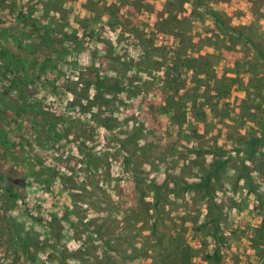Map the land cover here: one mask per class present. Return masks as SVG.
Wrapping results in <instances>:
<instances>
[{"label": "rangeland", "instance_id": "374dc122", "mask_svg": "<svg viewBox=\"0 0 264 264\" xmlns=\"http://www.w3.org/2000/svg\"><path fill=\"white\" fill-rule=\"evenodd\" d=\"M44 1L0 0V189H10L14 194L13 198L4 194L3 202L0 200V264H31L20 246L12 244L10 227L31 236L29 240L38 246L36 264L115 261L112 257L117 252L112 247L104 249L106 244L92 233L95 228L90 221L99 225L96 229L101 233L105 226L122 224L132 215L124 212L136 202L138 193L131 190L135 176L140 177L141 188L160 185L164 177H175L180 186L185 181L198 182L200 168L208 167L215 152L232 156L228 170L222 171L215 199L229 217L224 227L226 239L219 247L221 264H264V252L254 253L240 229L257 223L256 210L264 212L256 197L260 194L264 202V142L252 158L245 153L246 143L260 139L264 125V81L260 79V60L253 51L242 40L220 33L203 16H196L188 25L160 29L163 19L173 13H165L166 0H136V4L133 0H59L60 10L47 15L62 32L54 37L52 31L55 43L48 41L49 36L42 41L26 31L17 13L25 10L30 14L26 25L30 26L31 18H43L40 4ZM105 4L117 7L118 12L110 19L103 14ZM206 4L220 11L226 25L241 27L264 52L263 4L251 5L250 32L233 18L237 10L225 6L223 10L218 0H206ZM181 7L179 16H190V4L182 3ZM175 31L183 34L176 37ZM138 43L148 48L151 63L162 60L166 67L176 54H212L215 57L209 61L215 74L229 80V95L203 122L188 118L178 131L158 118L151 134L135 136L132 129L140 126L142 111L149 103H160L165 91L164 68L153 63L148 66L150 73L142 76L136 67ZM92 63L103 79H117L122 91L115 86L96 90L90 75L85 77L88 71L82 72L86 67L91 70ZM181 75L183 82L190 73L188 78L184 72ZM12 78L25 79L28 86L22 98L14 92L17 88L11 85ZM65 79L66 86L62 85ZM105 99L106 105H100ZM29 102L35 110L29 108ZM54 117H58L57 129L49 120ZM97 119L108 128L100 126ZM128 138L137 147L143 146L142 154L132 152V143L123 144ZM125 150L132 153L126 155ZM126 159L136 170L133 177L124 170ZM241 162L247 166L256 193L246 192L243 178L233 188ZM198 196L177 193L174 188L166 201L172 210L180 212L188 206L190 212L199 213L205 204ZM206 197L203 194V199ZM54 216L62 220L56 228H48V219ZM137 219V212L129 217L131 222ZM189 228H185L187 241L195 251L203 240L206 251L213 247L209 237ZM232 229L235 233L230 234ZM131 233L132 229L123 232L118 249L129 242ZM107 238L118 241L115 234ZM118 255L115 262L120 264L124 258ZM131 260L125 264H139L140 259ZM194 263L203 264L198 257Z\"/></svg>", "mask_w": 264, "mask_h": 264}, {"label": "trees", "instance_id": "16d2710c", "mask_svg": "<svg viewBox=\"0 0 264 264\" xmlns=\"http://www.w3.org/2000/svg\"><path fill=\"white\" fill-rule=\"evenodd\" d=\"M131 1V0H130ZM136 0H133V4ZM132 2V1H131ZM182 3H189L191 6L190 16L188 17H180L179 14L182 12ZM126 5H128V2H126ZM104 10L103 14L107 15V18H112L113 15H116L117 7L109 4H105L103 6ZM40 10L43 11V18L40 17L39 19H32L30 21V26L27 23H29V16L30 14H26L25 10L18 11L17 15L20 17L19 21L21 22V25H25L26 31H29L31 35L37 36L40 40L44 41L50 37V42H56L57 33L62 32V30L57 31L55 29L58 25V23L54 22L52 18L48 17L47 13L52 12V10L57 11L59 9V0H46L43 2V4H40ZM127 9V6H126ZM165 13H172L170 17H168L166 20L163 19L160 29H170L169 25L171 26H178L181 23L183 24H191L193 20H195L196 16H203L208 18L214 28L218 30L223 35L227 34L229 37H234L235 41L242 40L244 46H248L249 49L253 51V54L257 59L260 60L262 72L260 79L264 81V52L255 45V43H252V39H250L249 35H245L241 30L242 28H236L232 27L230 25H226L224 22V19L220 15V11L218 9H215L211 7L209 4H206V0H166L165 4ZM168 11V12H167ZM111 24V23H109ZM169 26V27H168ZM247 31H251V27L244 26ZM183 31V29L181 28ZM52 31L54 32L55 36L52 38ZM41 32V33H40ZM49 33V35H48ZM51 34V35H50ZM183 33L179 31H175L173 33L174 36H179ZM64 35V33L62 34ZM252 35V34H251ZM47 36V37H45ZM64 36L63 38H65ZM139 42V40L137 39ZM232 41V40H231ZM139 47L137 52V57L135 61L136 67L140 69V72L142 73V76L148 75L150 73V68L148 66H153V63H155L156 66H159V68H164L163 70V87L165 91H162V101L160 103L151 104L149 103L147 108L142 111V122L140 126L133 127L132 132H134V135L142 134H151L154 126L155 121L158 118H163L164 123H168L170 126H174L178 131L183 128L186 124V120L188 118H192L196 122H203L204 119L214 111L215 107L216 109L220 105V100L225 99L226 96L229 95L230 90V84L228 83L229 80H225V77L221 76L218 77L215 74V71L213 69L212 63L209 61V59H213L215 56L212 54L206 53V54H200L197 53L196 55H187V54H176V57H173L172 64H170L168 67L166 65H162V60L157 61L153 60L151 63L150 60V52L147 50L148 48L140 43H138ZM222 49L221 47H217L216 50ZM93 65L90 66V68L86 67L83 69L82 72H85L84 70L88 71L85 74L82 72L80 73L85 75V77H88L90 75L91 82L93 81V86L97 90L99 88L109 87L112 88L115 86L117 90L122 91L121 86L116 84V82H119L117 79L113 80H105L99 75V70ZM151 64V65H150ZM94 66V67H93ZM96 69V70H94ZM181 72H184L187 75L190 73L189 81L190 86L186 87V83L189 82L187 79L185 81H181L180 77ZM148 78V77H145ZM78 80V79H76ZM90 80H85L84 82H88ZM11 85L16 86L15 88L17 93L19 95V98H22L24 93V88L28 85L24 81H20L19 79L12 78L10 81ZM26 84V86H25ZM80 84V82H79ZM62 85L66 86V79L64 82H62ZM166 87V88H165ZM123 88V87H122ZM22 95V96H21ZM108 99H105V101L101 100V104L106 105ZM29 108H32L35 110L34 105L29 102ZM165 117V119H164ZM58 117H54L53 120L50 118L49 120L52 121V124L56 128L57 119ZM155 118V119H152ZM63 119V118H62ZM167 120V121H166ZM166 121V122H165ZM67 122V121H66ZM74 122V121H73ZM98 124L104 128H108L105 122H103L100 119H97ZM68 123V122H67ZM64 124V123H63ZM61 126V125H60ZM61 128H63L61 126ZM152 128V129H150ZM169 128V127H168ZM57 129V128H56ZM173 132H177L174 131ZM169 133H172L169 131ZM180 133V132H179ZM178 135V133H176ZM264 142V125L261 126V137L260 139H251L246 143L247 151L245 152L248 156V158H252L254 156V153L257 151H260L262 148ZM134 145V149L132 152H137L139 154H142V147H137L134 142H131L128 138L127 141H124L123 144ZM126 151V150H125ZM131 151H126L125 154H131ZM212 162L208 164V167L204 169L203 167L200 168V175L199 180L193 181V182H183V185L180 186L178 181H176L175 177H172L171 182L166 181L165 188H162L163 191L156 188V186L152 185L151 187L143 186V188L140 187V177L135 176V171L133 167L129 165L128 159L124 162V170L125 172H130V176H135L133 178L132 184H131V190L133 192L136 191L138 194V202L139 206L143 208L144 214L141 217V219L149 218L151 219L153 217V221L151 223V234L154 236L157 235L156 231V223H159L161 225L160 229V236L161 238L165 237L166 234L164 231H162L164 228L166 229V232L168 230V227H179L178 230L174 231L173 238L168 237L167 242L165 243L164 248L159 253L158 257L160 258L159 264H195L192 262V259L195 257V255L199 254V257L205 262L204 264H221L222 255L219 251L220 245H222L226 239V235L224 233V227L228 225L229 223V217L227 216L226 212L221 208L222 206L220 203H216L215 200V190L218 186H220L221 179H222V171H227L228 163L231 160V155H220L218 152L212 153ZM128 158V157H127ZM241 169L238 171V174L236 175L233 188H235L242 178L245 180V188L246 192L248 194L250 193H256L255 186L252 184L251 181V175L248 172L247 166L241 162ZM258 169V167H257ZM133 173V174H132ZM169 182V183H168ZM171 184V186H170ZM232 185V184H231ZM168 190H175L178 192L182 191V193H188V192H196L197 195H199L200 192L207 195V199H203V194L199 197L203 200L205 203V213H204V220L199 223V213L197 211H189L188 208L183 209V211H180L179 214L176 217H171L168 215L167 212H161L159 210V202L165 201V195L166 189ZM10 189H0V200L3 202V195L7 194L11 198L14 197V194H12ZM161 191V193H159ZM147 197H151V201H146ZM259 204L262 206L264 205V202H262V197L260 194L256 195ZM177 210V209H176ZM150 211V213H149ZM188 211V212H186ZM143 213V212H142ZM255 216L257 222V226H246L244 230V233H247V241L249 247L255 252H258L260 254H263L264 252V212H260L259 210L255 211ZM49 222L48 228H56L55 226L62 220L58 219L56 216H54L52 219H48ZM104 222V221H103ZM189 223V225H192V229L196 233H201L206 237H209L213 243V247L211 249L207 250L206 244L207 242L203 240L201 242V248L198 251H195V249L188 243L183 235L182 228L184 229V225ZM50 224V225H49ZM90 225L92 228H96L97 224H94V222L90 221ZM101 225V224H100ZM99 227V225H98ZM109 228L105 227L104 230H107ZM175 229V228H174ZM173 229V230H174ZM10 230L12 232V244H17L20 246L21 252L26 257L29 263L36 264L37 259L39 258L36 255V251L38 250V246L35 245L32 241L29 240L31 237L30 235H26L25 233L19 234L18 230L14 227H10ZM52 230V229H51ZM111 231V229H109ZM172 229L169 230V232L173 231ZM23 232V231H22ZM108 231H103L100 233V231L97 229L93 230L92 233H94L95 236L102 238ZM231 233H235L234 231H230ZM26 236V237H25ZM46 245V244H45ZM205 246L206 248H204ZM47 247L51 248L52 246L50 243H47ZM55 248V247H54ZM197 250V249H196ZM50 255H48L49 257Z\"/></svg>", "mask_w": 264, "mask_h": 264}, {"label": "crops", "instance_id": "0c3cea01", "mask_svg": "<svg viewBox=\"0 0 264 264\" xmlns=\"http://www.w3.org/2000/svg\"><path fill=\"white\" fill-rule=\"evenodd\" d=\"M253 3H254V5L257 4L259 7H260L259 4H261V5L263 4V6H264V2L263 1L259 2V0L256 1V2H253V0H218V5L221 6L223 8V10H224L225 7H228L230 10H237L235 12L234 16H233L235 21L238 22L242 26L245 25V26H249V27H251L250 23L252 21V18L251 19L249 18V13L248 12L251 11L250 9H251V5H253ZM223 6H225V7H223ZM217 8H219V7L217 6ZM166 181L171 182V180H169V179L164 177L162 179L160 185H157L156 188H158L161 191H163L162 188H165L164 186L166 185ZM185 182H187V181H185ZM170 186H171V184H170ZM217 189H218V187L216 188V190ZM216 190H215V199H216V192H217ZM161 191H159V193H161ZM190 193L191 192H188V193H185V194H190ZM193 193L196 194V192H193ZM136 194H137V192H136ZM164 194H166L165 195L166 196L165 197V201H160L159 202V210L161 212H167L168 215H170L171 217H176L179 214V212L176 210V208H173L174 210L170 209V207H169V203L170 202L166 201L167 195L168 194L170 195V190H168V188H167L166 189V193H164ZM216 203H217V201H216ZM187 207L188 206H186L185 208H187ZM136 212H137V216H138L139 219H137V221L135 220V222H131V220H129V217L131 218L132 215L134 213H136ZM141 212H143V214H144L143 208H141V206H139L138 196H136L135 204L132 205V207L131 206L128 207L127 211L124 212L125 215H127V214H132V215L127 217V219H124L125 222H123L122 224L120 222L111 224L110 228H109V229H111V231L109 229L103 230V231H108V232L102 238L96 237V238L99 239V241H102V242H104V244H106L104 249L112 247V250L114 252H117V254H113V257H112L113 260L117 261V258H120L118 253L124 258V259L121 260L120 264H125V262H127L128 259L129 260L132 259L131 261H133V262H136L137 260L140 259L138 261L139 264H159L160 263V261H159L160 258L158 257V255H159V253L162 251V249L165 246L164 242H167V238L168 237L173 238L174 231L175 230L177 231L178 228H179L178 226L177 227L176 226L175 227H171L170 226V227H168L167 232H166V229L164 228L162 231H164L166 236L161 238L159 232H160V229L162 227H161V225L159 223H156L157 235L154 236L153 234H151V230H150L151 229V223L153 221V217L151 219H149V218L141 219L140 215H139ZM186 212H188V211H186ZM149 213H150V211H149ZM204 213H205V205H204V208H203V212H201V211L199 212V221H201V222H202V220L200 218H203V220H204V216H203ZM105 221H106V219H105ZM133 221H134V219H133ZM96 223H97V220H96ZM104 223L105 222H102L100 224H104ZM189 226H190L189 223L185 224L184 225V229L182 228V230H185V228H189ZM252 226H254V227L257 226V223L255 225H252ZM96 228H98V227H96ZM131 229H132V233H131V236H129V238H130L129 242L124 244V246L121 247L120 249H118L120 241L122 240V238H124L123 232L126 233V231H129V230L131 231ZM170 229H172V230L174 229V230L172 232H169ZM189 229L194 231L192 228H189ZM240 229L245 230L247 228L244 229V227H241ZM235 230L236 229H232L231 231H235ZM143 232H145L147 234L143 235V236H140L141 233H143ZM111 234L117 235L118 236V238H117L118 241L115 242L112 239L108 240L107 236L111 235ZM244 234H245V238L247 239V233H244ZM183 235H184V237H185V239L187 241L188 238L186 237V235H187L186 234V230H185V234L183 232ZM139 237H142V239L140 240ZM187 242L189 243V241H187ZM110 243L112 245H110ZM190 245L195 249V247L192 244H190ZM105 255H106V253H105ZM196 257H198L203 262V264L205 263L201 259V257H199V255H195V257L192 259V262H194ZM136 258H138V259H136ZM115 261L112 262V260L109 258V263L108 264H117ZM221 261H222V259H221Z\"/></svg>", "mask_w": 264, "mask_h": 264}]
</instances>
